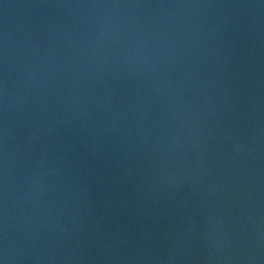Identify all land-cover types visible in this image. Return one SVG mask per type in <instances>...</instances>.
<instances>
[{
  "label": "water",
  "instance_id": "water-1",
  "mask_svg": "<svg viewBox=\"0 0 264 264\" xmlns=\"http://www.w3.org/2000/svg\"><path fill=\"white\" fill-rule=\"evenodd\" d=\"M0 264H264V0H0Z\"/></svg>",
  "mask_w": 264,
  "mask_h": 264
}]
</instances>
